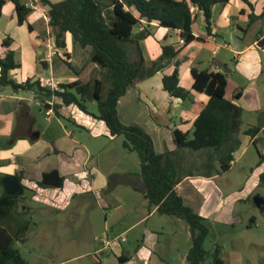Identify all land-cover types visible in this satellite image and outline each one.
<instances>
[{"label":"crops","instance_id":"1","mask_svg":"<svg viewBox=\"0 0 264 264\" xmlns=\"http://www.w3.org/2000/svg\"><path fill=\"white\" fill-rule=\"evenodd\" d=\"M31 1L21 0L26 5ZM49 1L59 3L64 0ZM249 3L230 0L224 6L216 5L211 32L207 30L203 12L191 5L192 30L197 40L188 45L182 44L184 39L180 30L142 22L135 29V39L129 43L128 50L135 61L140 49L145 66L140 78L118 103L121 123L138 126L149 134L157 154L177 152L181 179L175 189L185 204L209 224L219 223L226 228H235L237 223L243 222V218L237 216V206L264 187V161L260 163L264 148L260 152L256 146L260 140L264 143V137H261L264 135V46L259 44L264 38V0H249ZM32 10L23 24L18 22L11 0H6L2 10L0 58L12 51L20 65L10 72V78L18 84L36 81L42 84L51 75L61 84L78 80L104 82L105 71L91 63L92 48L76 45L70 33L66 34L65 48H57V55L49 60L45 42L48 39L54 42L55 38L49 6L38 0L33 3ZM253 27L255 38L248 40ZM144 30L150 33L139 37ZM227 35L233 42L227 41ZM5 41H10L9 47L4 45ZM164 47H173L178 51L177 57L162 62L156 72L147 75L153 64L159 62ZM67 63H71L75 71ZM192 69L224 74L228 83L226 99L242 110L239 140L243 150L237 158L238 152L235 153L233 165L248 153L251 144L256 146L257 156H250L252 162L245 184L236 190L229 192L221 186L219 175L206 174L207 151L177 148L174 132L186 133L188 139H192L194 123L210 100L206 93L193 89ZM176 70L180 86L189 93L187 100L173 97L164 89V77ZM239 92L240 98L234 100V95ZM54 101V116L47 121L45 110L33 91H0V177L2 180L5 176L17 179L20 176L22 187L32 193L34 201L47 207L67 209L78 197L89 194L97 197L94 204L102 213H96L92 218V212H89L80 231L83 236H88V250L60 264L85 258L90 259V264H190L189 252L184 253L171 239L173 233L184 232L186 221L159 214L157 207L151 208L144 194L135 189L141 184L140 159L124 148L123 139L110 135L108 126L93 108H97L96 102H89V112L85 113L75 105H66L61 98L54 97ZM67 123L72 127L68 128ZM256 127L260 131L255 137L245 133ZM215 165L218 169L217 162ZM53 172L64 178L63 187L41 186L44 176ZM112 189L126 190V198L113 197ZM80 204L85 202L80 200L77 206ZM107 210L111 212L106 214ZM120 210L128 212L115 221ZM100 214L105 215L104 219ZM171 225L176 227L173 232ZM253 225H258L256 216L251 218ZM187 226L186 230L191 232ZM77 230L74 227L71 232L75 239L81 237ZM104 235H126L128 241L121 249L106 254L100 250V237ZM131 239L134 244H130ZM219 247L223 264H244L241 250H228L226 245Z\"/></svg>","mask_w":264,"mask_h":264},{"label":"trees","instance_id":"2","mask_svg":"<svg viewBox=\"0 0 264 264\" xmlns=\"http://www.w3.org/2000/svg\"><path fill=\"white\" fill-rule=\"evenodd\" d=\"M16 9L18 22L23 24L33 12L21 0H11ZM230 0H64L52 3L42 0L49 6L50 25L55 30L54 44L65 48L67 33L72 34L76 45L82 48H92L91 63L105 71L104 82L93 80L84 82L78 80L69 84H62V92H54L45 88L39 81L18 84L10 78L12 70L20 67L15 61L14 52L8 51L5 58H0V91L11 87L14 91H33L40 101L42 108L47 107V100L52 97L61 98L66 105H75L88 113V103L96 102L98 118L106 123L112 137H124V148L135 152L141 162L140 187L135 189L148 200L151 208L157 207L161 215L181 218L190 226L193 247L188 254L190 264H205L212 258V264H223L220 258L221 247L213 250L206 249L205 243L211 234L209 222L190 206L176 192V186L181 179V168L177 159V152L157 154L154 151L153 140L142 128L126 126L118 116L119 100L126 94L128 88L138 80L145 66V59L139 49L138 60L133 61L124 44L133 42L134 31L142 25L157 23L162 27L181 31L185 44L197 40L193 34L191 5L203 12L208 32H211L213 8L224 6ZM249 3V0H243ZM6 0H0V19ZM150 32L144 30L139 37H145ZM264 46V38L259 42ZM4 45L9 47L10 41ZM178 51L173 47H164L159 62L147 75L156 72L164 61L176 58ZM71 70L74 67L67 63ZM194 79L193 89L206 93L210 100L194 123L192 139L188 134L175 131V141L178 150L189 149L193 152L207 151L208 158L206 173L220 175V169L227 172L232 167L234 155L240 147L241 108L233 101L226 99L227 78L224 74L213 73L208 70L192 69ZM179 73L163 79L164 89L173 97L182 100L189 99V93L180 86ZM241 93L234 95L238 100ZM259 128H249L245 133L255 137ZM261 156V155H260ZM264 161L261 156L260 163ZM219 168H216L215 163ZM1 180V177H0ZM21 181V177L18 176ZM1 183V181H0ZM64 178L56 172L46 174L41 186L61 188ZM24 191L26 188L23 186ZM23 196V195H22ZM4 192L0 196V264H28L16 247L17 243H25L32 222L30 218L15 224L12 232L7 220L15 216H26L30 210L20 205L22 199ZM17 223V222H16Z\"/></svg>","mask_w":264,"mask_h":264},{"label":"rangeland","instance_id":"3","mask_svg":"<svg viewBox=\"0 0 264 264\" xmlns=\"http://www.w3.org/2000/svg\"><path fill=\"white\" fill-rule=\"evenodd\" d=\"M244 28H247V26L244 25ZM254 34L255 29L253 27L249 31L247 39L254 40ZM227 41L233 42L230 36L227 38ZM124 47L130 54L128 44H124ZM262 78L264 80V74ZM105 83L107 87H109L107 80H105ZM11 90V87L5 88L6 92H11ZM93 108L95 109V112L98 111L95 106H93ZM67 125L68 128L72 127L69 123H67ZM261 137H264V135ZM120 138L124 140L123 136ZM256 146L260 152H262L264 143L260 140ZM256 146L251 144L248 153L244 157L239 158L229 171L223 172L220 169L221 172L218 182L221 186L226 188L227 191L230 192L236 190L243 187L245 184L246 175L250 172L248 168L252 162L250 156H257ZM242 148L243 147L240 145L236 158L241 154V151L243 150ZM132 153H134L133 155L136 159H139L135 152ZM0 181L1 196L5 192V189L2 180ZM26 190L22 196L20 205L29 207L30 212L26 216L21 217L16 215L15 219L7 220V225L11 227V231L13 232L15 224L30 218L32 225L27 234V241L25 243L18 242L16 245L28 264H60L63 260L72 258L75 254L88 250L89 244L86 241L88 240L86 239L88 236H83L80 231L83 228V219L89 214V212H92V218L98 213H102L94 204L97 197H93L90 194L84 195L83 198L78 197L67 209H65L53 206L47 207L44 204H40L34 201L32 193ZM110 194L113 195V197L119 195L120 197L126 198L125 195L127 192L123 189H119L118 191L112 189ZM256 196L264 197V187H261L247 202L243 201L239 203L236 213L238 218H243V222L237 223L235 228H226L219 223H211L209 225L211 234L206 240V249L213 250L216 245L222 247L226 245L228 250L239 249L242 251L244 264H264V206L259 208L254 204V198ZM80 200L85 202V204L77 206V203H79ZM76 206L78 208H76ZM126 211L128 212V210H120L119 214H117V218L114 220H119ZM110 212L111 210H107L105 213L109 214ZM100 215L104 219L105 215ZM252 216L257 217L258 225L251 226ZM74 227L76 229L78 228L77 232L81 234V237L77 239L73 238L71 233ZM170 227L172 232L176 228L174 225H171ZM185 227L188 226L187 223L184 222V232H179L177 234L173 233V236L171 237V239L173 238V244L179 246L181 250H184V253L190 252L193 247L191 232L186 230ZM100 239H102V236ZM130 244H134L133 239H131ZM130 244H128L127 247H129ZM176 257L177 256L173 257L174 260ZM212 262L213 259L210 258L205 264H212ZM71 264H90V259L85 258L84 260L76 261L74 263L71 262Z\"/></svg>","mask_w":264,"mask_h":264},{"label":"built area","instance_id":"4","mask_svg":"<svg viewBox=\"0 0 264 264\" xmlns=\"http://www.w3.org/2000/svg\"><path fill=\"white\" fill-rule=\"evenodd\" d=\"M38 2V0H32L30 3H28L26 6L28 8H33V3ZM182 44H185L184 41H182ZM45 47L48 51L47 58L51 60L53 57H55L58 53V49L55 46L54 42L52 40H47L45 42ZM216 51H214V54ZM61 83L56 81V79L51 75L49 77H46L43 82L42 86L48 89H51L54 92H62L63 89L61 88ZM47 107L45 109V114L47 121H49L53 116H54V111H55V101L54 97L50 98L46 102ZM232 165L234 162L231 163ZM128 241L126 235H117V236H110V235H104L101 239V247L100 250L103 253L106 254H112L118 249H121L123 244Z\"/></svg>","mask_w":264,"mask_h":264},{"label":"water","instance_id":"5","mask_svg":"<svg viewBox=\"0 0 264 264\" xmlns=\"http://www.w3.org/2000/svg\"><path fill=\"white\" fill-rule=\"evenodd\" d=\"M2 184L5 188V191L8 195L13 197H20L24 193L21 182L14 176H5L2 178ZM254 204L261 208L264 206V199L260 196L254 198Z\"/></svg>","mask_w":264,"mask_h":264}]
</instances>
